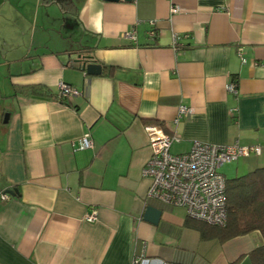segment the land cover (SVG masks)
Listing matches in <instances>:
<instances>
[{"label":"crops","instance_id":"obj_1","mask_svg":"<svg viewBox=\"0 0 264 264\" xmlns=\"http://www.w3.org/2000/svg\"><path fill=\"white\" fill-rule=\"evenodd\" d=\"M40 1L6 10V25L31 20L23 37L4 25L12 40L0 44V264H252L259 233L202 234L183 207L145 198L141 168L157 122L178 138L174 153L194 139L256 144L232 175L264 165V0ZM60 81L76 90L66 103L16 88L55 94ZM85 133L91 145L78 148ZM146 205L160 209L156 224Z\"/></svg>","mask_w":264,"mask_h":264},{"label":"built area","instance_id":"obj_2","mask_svg":"<svg viewBox=\"0 0 264 264\" xmlns=\"http://www.w3.org/2000/svg\"><path fill=\"white\" fill-rule=\"evenodd\" d=\"M177 6L171 11L176 12ZM152 23V20L150 21ZM154 30L148 31L149 37L154 36ZM126 37L135 39V31L124 33ZM178 35H173L172 45L178 48ZM244 62L245 58L239 53ZM226 90L237 93L235 80L226 83ZM58 91L62 96L76 93L71 85L60 81ZM192 111L191 107L179 105L178 116ZM236 108H231L233 113ZM148 137L150 155L141 168V175L149 178L145 193L146 199H156L172 206H181L189 217L196 218L214 225H222L226 219L225 175L219 167L226 162L235 161L250 153L259 154V145H241L237 142L217 144L194 139L187 151L173 153L171 142L178 140L175 135L167 134L160 125L145 126ZM91 145L88 133L78 142V148ZM1 198H6L2 193ZM96 218L94 210L85 214V219L93 221ZM134 258L133 262H137Z\"/></svg>","mask_w":264,"mask_h":264},{"label":"trees","instance_id":"obj_3","mask_svg":"<svg viewBox=\"0 0 264 264\" xmlns=\"http://www.w3.org/2000/svg\"><path fill=\"white\" fill-rule=\"evenodd\" d=\"M16 88L31 94L55 96L61 102L67 101V96H62L59 91L54 94L41 84ZM225 198L226 219L222 225L210 224L187 215L188 219L202 234L207 233L220 240L256 231L261 242L252 248L249 257L252 264H264V165L230 178L225 177Z\"/></svg>","mask_w":264,"mask_h":264},{"label":"rangeland","instance_id":"obj_4","mask_svg":"<svg viewBox=\"0 0 264 264\" xmlns=\"http://www.w3.org/2000/svg\"><path fill=\"white\" fill-rule=\"evenodd\" d=\"M43 0L40 1L39 4H42ZM30 0H3V2L0 4V44L5 43L3 40H5L4 38H8L7 42H9L10 40H12V37L9 33H7V28H4V25H6L8 23L9 17H8V13L6 12V10H14V12L17 13V11L20 12V10H24L26 8H30ZM21 14V13H20ZM25 19L21 16V15H13L12 18H10V23L9 25L6 26H16L17 31H20L21 33V37H23V32L25 30L26 26L30 25V21L31 19ZM22 40H26V38H22L20 39V41ZM172 152V151H171ZM174 153V152H173ZM236 164V161H231V162H226L223 163L220 167H219V171L222 172L225 177L230 178L235 174V171H231L232 167H234V165ZM233 172V173H231Z\"/></svg>","mask_w":264,"mask_h":264},{"label":"water","instance_id":"obj_5","mask_svg":"<svg viewBox=\"0 0 264 264\" xmlns=\"http://www.w3.org/2000/svg\"><path fill=\"white\" fill-rule=\"evenodd\" d=\"M104 1H119V0H104ZM124 1H131V0H124ZM3 0H0V4ZM77 60L81 62V68L85 70L87 74H99L101 72V65L89 57H85L82 55H77ZM7 115H5L4 121L7 120ZM6 193H13V190H6ZM160 216V209L152 206L146 205L143 211L142 217L144 220H147L153 224H156Z\"/></svg>","mask_w":264,"mask_h":264}]
</instances>
